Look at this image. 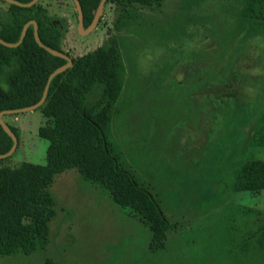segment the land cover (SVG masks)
I'll use <instances>...</instances> for the list:
<instances>
[{"label": "rangeland", "instance_id": "1", "mask_svg": "<svg viewBox=\"0 0 264 264\" xmlns=\"http://www.w3.org/2000/svg\"><path fill=\"white\" fill-rule=\"evenodd\" d=\"M41 3L61 21V47L73 58L104 44L122 55L125 86L109 141L172 227L164 248L151 253L139 214L73 168L50 187L56 215L46 245L0 256V264H264L252 236L264 218V190L232 189L236 166L251 153L264 159L251 139L264 109V36L241 24L238 4L208 0L189 19L182 0L135 4L132 24L117 28L127 7L107 0L97 25L82 34L73 0ZM40 109L3 118L20 136L0 167L46 164Z\"/></svg>", "mask_w": 264, "mask_h": 264}, {"label": "trees", "instance_id": "2", "mask_svg": "<svg viewBox=\"0 0 264 264\" xmlns=\"http://www.w3.org/2000/svg\"><path fill=\"white\" fill-rule=\"evenodd\" d=\"M100 1L80 0L84 26L91 24ZM162 1L116 0L127 7L117 28L132 24L134 16L129 7L152 6ZM207 1L182 0L181 12L189 19L190 13ZM232 1L240 8L241 24L249 23L264 36V0ZM7 4L6 9H0V37L16 43L24 25L36 20L41 41L64 51L61 21L49 14L41 0L32 7ZM176 25L185 27L181 21ZM66 63V59L39 45L33 25L28 27L20 45L8 47L0 43V112L37 103L49 75ZM125 75L122 55L104 44L73 58L72 67L52 79L47 99L38 108L46 119L38 129L39 136L49 141L46 164L26 161L17 168L0 167V256L31 255L46 245L56 215L50 187L58 174L73 168L103 187L115 202L139 214L151 232V253L164 248L172 227L170 219L159 199L124 166L109 141L108 131L124 90ZM7 123L19 138L20 128ZM251 139L254 145L264 147V109ZM12 145V138L0 124V154ZM232 189L253 193L264 190V159L251 153L236 166ZM252 236L264 252V218Z\"/></svg>", "mask_w": 264, "mask_h": 264}, {"label": "water", "instance_id": "3", "mask_svg": "<svg viewBox=\"0 0 264 264\" xmlns=\"http://www.w3.org/2000/svg\"><path fill=\"white\" fill-rule=\"evenodd\" d=\"M3 1H6L9 4H16V5H19L22 7H32L39 0H31L29 2H20L17 0H3ZM73 2L77 8L78 26H79L81 33L82 34L89 33L97 25L101 15H102V12H103V9L105 7L107 0H101L100 1L91 24L89 26H87L85 29H84V11H83L82 4H81L80 0H73ZM30 25H33V27H34V36H35L36 41L39 43V45L41 47L45 48L51 54L66 59L67 63L59 66L49 75L46 86H45L44 91H43V95L37 103H35L33 105H28V106H25L22 108L5 109V110L0 112V124L2 125V127L6 131V133L13 140L12 147L6 153L0 154V159H6V158L10 157L16 151L17 146H18V137L16 136L15 132L11 129L10 125L3 118L6 115L19 114L22 112L35 110V109H38L39 107H41L47 99L48 91H49V87H50V83H51L52 79L56 75L64 72L65 70L72 67V65H73V57L70 54H68L65 51H61V50L52 48L50 46H47L41 41V38L39 35V26H38V23L36 20H30L24 25L20 39L16 43L8 42V41L4 40L2 37H0V43H2L5 46H8V47H16V46L20 45L23 42V40L26 36V33H27V29Z\"/></svg>", "mask_w": 264, "mask_h": 264}, {"label": "crops", "instance_id": "4", "mask_svg": "<svg viewBox=\"0 0 264 264\" xmlns=\"http://www.w3.org/2000/svg\"><path fill=\"white\" fill-rule=\"evenodd\" d=\"M16 119H17V122H18V117ZM45 121H46V119H45Z\"/></svg>", "mask_w": 264, "mask_h": 264}]
</instances>
